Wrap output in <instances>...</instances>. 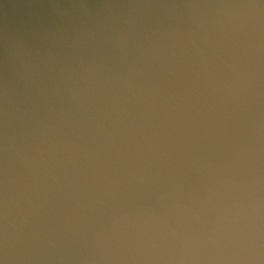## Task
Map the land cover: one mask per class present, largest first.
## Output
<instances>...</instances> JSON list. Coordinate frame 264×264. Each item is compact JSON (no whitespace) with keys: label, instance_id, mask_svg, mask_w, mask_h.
<instances>
[{"label":"water","instance_id":"water-1","mask_svg":"<svg viewBox=\"0 0 264 264\" xmlns=\"http://www.w3.org/2000/svg\"><path fill=\"white\" fill-rule=\"evenodd\" d=\"M0 264H264V0H0Z\"/></svg>","mask_w":264,"mask_h":264}]
</instances>
